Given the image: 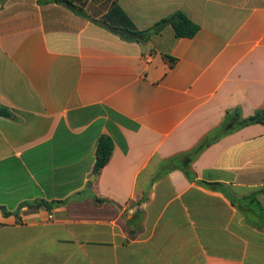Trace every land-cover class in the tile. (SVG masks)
Instances as JSON below:
<instances>
[{"label":"crops","instance_id":"obj_1","mask_svg":"<svg viewBox=\"0 0 264 264\" xmlns=\"http://www.w3.org/2000/svg\"><path fill=\"white\" fill-rule=\"evenodd\" d=\"M63 1L0 0V206L18 213L0 211V264H264V124L186 159L228 111H264V0H68L89 18ZM177 11L195 38L95 22Z\"/></svg>","mask_w":264,"mask_h":264},{"label":"trees","instance_id":"obj_2","mask_svg":"<svg viewBox=\"0 0 264 264\" xmlns=\"http://www.w3.org/2000/svg\"><path fill=\"white\" fill-rule=\"evenodd\" d=\"M66 5L72 8L78 14L89 18V16L80 8L74 6L70 1L65 0L63 1ZM95 22L99 25H103L105 27L111 28L116 33H118L122 39L128 42H136L141 45L147 44L151 38L155 35L161 34L165 28L171 26L174 29V33L176 38L178 39H193L197 36L200 32L201 27L193 22L186 14L177 11L171 14L170 16L162 19L161 21L157 22L153 27L147 30H138L133 27L129 28H115L108 25V22L105 20H95ZM0 117L4 118H13L14 114L5 107H0ZM254 124H264V111L258 112L256 115L249 119L242 120L240 115V110H231L228 111L226 115V119L221 127L217 130L212 132L201 144L200 146L195 149L193 152L186 156L188 162H192L196 159L199 154L211 144L219 141L221 138L233 134L238 130L254 125ZM114 141L109 136H102L98 142L97 152H96V163L94 167V175L97 177L100 176L104 168L109 164L113 153H114ZM188 178L193 179L188 167L184 169ZM211 185V184H208ZM212 186V185H211ZM215 186V185H214ZM264 193V190L262 191ZM257 194L253 195V198H256ZM94 199L96 201V205L101 208L105 204L110 203L111 201L107 198L94 195ZM70 203V200L65 201H53V202H46V201H38V202H28L25 203V206L30 208H40L42 205L46 207L48 210H53L57 207H62ZM0 211L3 212L5 216H11L13 214L18 215V213H11L5 207L0 206Z\"/></svg>","mask_w":264,"mask_h":264},{"label":"water","instance_id":"obj_3","mask_svg":"<svg viewBox=\"0 0 264 264\" xmlns=\"http://www.w3.org/2000/svg\"><path fill=\"white\" fill-rule=\"evenodd\" d=\"M96 181V175H93L88 183V188L91 189L93 187L94 182Z\"/></svg>","mask_w":264,"mask_h":264}]
</instances>
